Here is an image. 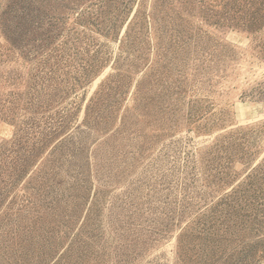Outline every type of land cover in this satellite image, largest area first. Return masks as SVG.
<instances>
[{
	"label": "rangeland",
	"instance_id": "1",
	"mask_svg": "<svg viewBox=\"0 0 264 264\" xmlns=\"http://www.w3.org/2000/svg\"><path fill=\"white\" fill-rule=\"evenodd\" d=\"M0 264H264V0H0Z\"/></svg>",
	"mask_w": 264,
	"mask_h": 264
}]
</instances>
